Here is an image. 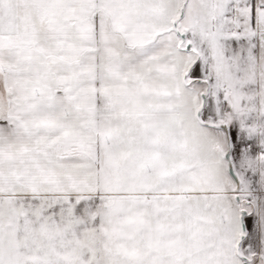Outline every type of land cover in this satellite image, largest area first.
I'll use <instances>...</instances> for the list:
<instances>
[{"label": "snow or ice", "instance_id": "6c2138e0", "mask_svg": "<svg viewBox=\"0 0 264 264\" xmlns=\"http://www.w3.org/2000/svg\"><path fill=\"white\" fill-rule=\"evenodd\" d=\"M0 264H264V0H0Z\"/></svg>", "mask_w": 264, "mask_h": 264}]
</instances>
